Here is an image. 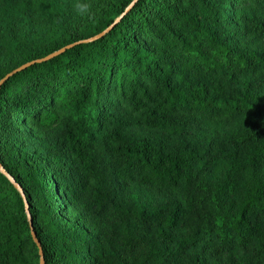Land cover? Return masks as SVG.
Returning a JSON list of instances; mask_svg holds the SVG:
<instances>
[{"label": "trees", "instance_id": "obj_1", "mask_svg": "<svg viewBox=\"0 0 264 264\" xmlns=\"http://www.w3.org/2000/svg\"><path fill=\"white\" fill-rule=\"evenodd\" d=\"M136 1L0 0V160L45 263L264 264V0ZM0 264H41L1 171Z\"/></svg>", "mask_w": 264, "mask_h": 264}, {"label": "water", "instance_id": "obj_2", "mask_svg": "<svg viewBox=\"0 0 264 264\" xmlns=\"http://www.w3.org/2000/svg\"><path fill=\"white\" fill-rule=\"evenodd\" d=\"M139 0H137L129 9H128V11H127V13L135 6V4L138 2ZM126 13V14H127ZM126 15H123L118 21H117V23L116 24H118L124 17H125ZM115 24V25H116ZM113 27H111L110 29H108L107 31H106V33H108V32H110V30L112 29ZM105 33V34H106ZM105 34H103V35H100V36H98V37H96V38H93V39H90V40H86V41H83V42H81V43H79V44H85V43H91V42H94V41H96V40H98V39H100V38H102ZM76 45H72V46H68V47H66V48H64V49H62L61 51H59L58 53H55V54H53V55H51V56H49L47 59H45V60H43V61H49V60H51V59H53L54 57H56V56H59V55H61V54H64L67 50H69V49H72V48H74ZM43 61H38V63H41V62H43ZM33 64H35V62L34 63H31V64H28V65H26V66H24V67H22L21 69H20V71H22V70H24V69H27L29 66H31V65H33ZM10 77H8L7 79H5V80H8ZM5 80H3L1 83H0V89H1V87H2V85L4 84V82H5ZM0 171L12 182V184L16 187V189L18 190V191H20L21 192V194H22V196H23V199H24V201H25V204H26V207H27V213H28V218H29V221H30V227H31V230H32V237H33V239H34V242L36 243V245H37V247H38V249H39V251H40V257H41V264H46L45 263V254H44V249H43V246H42V243L40 242V240L38 239V235H37V233L35 232V229H34V224H33V220H32V216H31V212H30V208H29V204H28V201H27V197H26V194L24 193V190H23V188L20 186V185H18L17 184V182L7 173V171L4 169V167L2 166V163H1V160H0Z\"/></svg>", "mask_w": 264, "mask_h": 264}, {"label": "rangeland", "instance_id": "obj_3", "mask_svg": "<svg viewBox=\"0 0 264 264\" xmlns=\"http://www.w3.org/2000/svg\"><path fill=\"white\" fill-rule=\"evenodd\" d=\"M127 191L128 193H136L146 200H150L155 196L153 192L146 191L145 189L139 188L137 186L133 188H128Z\"/></svg>", "mask_w": 264, "mask_h": 264}, {"label": "clouds", "instance_id": "obj_4", "mask_svg": "<svg viewBox=\"0 0 264 264\" xmlns=\"http://www.w3.org/2000/svg\"><path fill=\"white\" fill-rule=\"evenodd\" d=\"M75 9L78 15H85L89 13V5L77 2Z\"/></svg>", "mask_w": 264, "mask_h": 264}]
</instances>
